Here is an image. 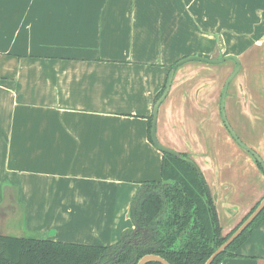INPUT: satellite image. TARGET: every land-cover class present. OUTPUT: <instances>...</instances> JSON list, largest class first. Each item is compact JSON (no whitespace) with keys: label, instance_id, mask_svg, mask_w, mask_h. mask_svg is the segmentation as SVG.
Returning a JSON list of instances; mask_svg holds the SVG:
<instances>
[{"label":"crops","instance_id":"obj_1","mask_svg":"<svg viewBox=\"0 0 264 264\" xmlns=\"http://www.w3.org/2000/svg\"><path fill=\"white\" fill-rule=\"evenodd\" d=\"M223 54L240 60L224 110L252 122L253 142L240 139L264 161V73L251 81L264 70V0H0V235L120 242L141 182L160 179L148 122L170 67ZM233 67L177 68L156 123L162 144L194 157L223 234L264 196V173L231 139L261 187L221 220L237 180L219 107ZM218 264H264V218Z\"/></svg>","mask_w":264,"mask_h":264},{"label":"trees","instance_id":"obj_2","mask_svg":"<svg viewBox=\"0 0 264 264\" xmlns=\"http://www.w3.org/2000/svg\"><path fill=\"white\" fill-rule=\"evenodd\" d=\"M150 126L151 117L149 138ZM128 213L134 225L150 231V241L124 246L120 241L101 246L46 240L34 234L0 235V264H136L140 257L150 253L170 264H203L240 224L223 234L215 197L196 163L183 153L178 156L162 153L160 179L141 182ZM263 218L264 209L211 264L235 255ZM131 233L132 229L126 230L123 237Z\"/></svg>","mask_w":264,"mask_h":264},{"label":"water","instance_id":"obj_3","mask_svg":"<svg viewBox=\"0 0 264 264\" xmlns=\"http://www.w3.org/2000/svg\"><path fill=\"white\" fill-rule=\"evenodd\" d=\"M225 60H231L234 63V67H233L232 71L228 74V76L226 77V79L223 83L222 89H221L220 102H219L221 119L223 121V124L225 125V127L229 131L231 137L234 139V141L240 147H242L243 149L248 151L259 162V164H260V166L264 172V161L262 160V158L257 154V152H255L252 148H250L244 142H242V140L238 137L236 132L230 126V124L226 118V115H225L224 104H225V97H226V93L228 90V86H229L230 82L234 79L236 74L239 72V69H240V60L234 54H223L217 58H209V57L199 56V55H188V56L182 57L181 59L177 60L172 65V67L170 68V70L168 72L163 91L153 104L151 126H150V130H149L150 139H151L154 147L162 153H168V154H171L174 156H178L179 153H182V152H179L173 148H170V147L162 144L158 140L157 135H156V123H157L158 108H159L160 104L164 101L165 97L167 96V94L169 92L174 73H175L177 68H179L182 64H184L188 61H194V62H199V63H203V64H208V65L213 64L214 65V64L221 63ZM183 154H185V153H183ZM190 156L192 157V160L195 162L194 157L192 155H190ZM198 168H199V166H198ZM210 189H211V187H210ZM263 209H264V196L258 201L257 205L249 213V215L227 237V239L222 244H220L209 255V257L205 260V262L203 264H211L212 261L214 260V258L217 255H219L220 253H222L252 223V221L260 214V212ZM138 233H140L139 236H137ZM150 238H151V233H150V231H148V229L141 228V227H138L135 225V228L132 230L131 235L127 238H122V246H124L129 241H133V243L138 244V243H143L145 241H150ZM148 261H155V262H158L160 264H170L168 261H166L161 256L156 255V254H152V253L145 254L142 257H140L138 259V261L136 262V264H145Z\"/></svg>","mask_w":264,"mask_h":264},{"label":"rangeland","instance_id":"obj_4","mask_svg":"<svg viewBox=\"0 0 264 264\" xmlns=\"http://www.w3.org/2000/svg\"><path fill=\"white\" fill-rule=\"evenodd\" d=\"M190 63H194V61H188L184 64H190ZM232 63L231 60H225L221 63L218 64H210L212 68L215 69H219L222 68L223 66L226 65H230ZM184 64H182L180 67H182ZM179 67V68H180ZM220 70V69H219ZM264 70H255L253 72H251V81L254 82L253 85L256 86L258 83H260L258 81V79L256 80V77H263ZM264 88V87H263ZM231 89V87H230ZM230 92V91H229ZM226 118L229 122V124H231L230 126L232 127V129L236 132V134L239 136V138L243 139L245 142H253V140L251 139L250 135H248V133L250 134V131L253 128V124L252 122H245L244 120L239 119V115H237V113L234 111V109L231 108V106H229L228 104L226 105ZM264 123V121L262 122ZM224 129L226 130V134L228 141L232 142V138L230 137V134L228 132V130L225 128V126L223 125ZM223 130V129H222ZM249 130V132H248ZM264 131V130H263ZM255 133V132H253ZM260 134V133H259ZM258 134V135H259ZM263 137V136H262ZM232 144L234 145V150H232V158H231V170L233 172V174L237 177L236 182H233V185H231L230 188V193L231 195L234 197V202H229L226 201V199H223L220 201L219 205L220 207V212L222 213V217L221 220L225 223L226 221H230V216L233 214V212L235 213L236 208H238V206L242 205V204H246L248 203V201L252 200L256 194L258 193V189H260L261 186H259L258 182L254 183V181H251V176L248 175L244 176L246 173H248L249 169H250V163H248L247 161L244 162L242 156V151L240 149H238L239 147H237L233 142ZM261 143H258V145H260ZM240 150V151H237ZM236 151V152H235ZM190 159H192V157L190 156L189 153H185ZM250 162V161H249ZM226 166V164H225ZM249 174V173H248ZM263 175V174H262ZM249 182H252L249 185ZM264 182V181H263ZM256 191V192H254Z\"/></svg>","mask_w":264,"mask_h":264},{"label":"flooded vegetation","instance_id":"obj_5","mask_svg":"<svg viewBox=\"0 0 264 264\" xmlns=\"http://www.w3.org/2000/svg\"><path fill=\"white\" fill-rule=\"evenodd\" d=\"M225 126V125H224ZM226 128V127H225ZM227 129V128H226ZM229 132V131H228ZM230 134V133H229ZM231 136V135H230ZM232 138V137H231ZM233 139V138H232ZM234 140V139H233ZM255 159V158H254ZM255 161H256V163H257V165L259 164V162L255 159ZM258 167H261L260 166V164H259V166ZM261 170H262V168H261ZM262 172H263V170H262ZM264 173V172H263ZM133 223V222H132ZM134 225V224H133ZM134 228H135V225H134ZM129 237V236H128ZM127 238V237H126ZM128 243H133V241H129ZM127 244V243H126ZM133 244H135V243H133ZM121 246H122V240H121Z\"/></svg>","mask_w":264,"mask_h":264}]
</instances>
